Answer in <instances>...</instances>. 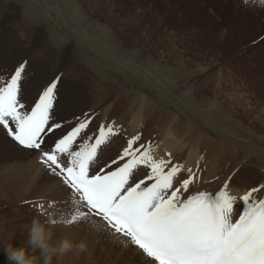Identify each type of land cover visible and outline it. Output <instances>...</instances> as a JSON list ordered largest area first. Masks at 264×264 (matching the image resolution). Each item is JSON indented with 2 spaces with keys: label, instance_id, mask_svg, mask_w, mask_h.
Here are the masks:
<instances>
[{
  "label": "rangeland",
  "instance_id": "obj_1",
  "mask_svg": "<svg viewBox=\"0 0 264 264\" xmlns=\"http://www.w3.org/2000/svg\"><path fill=\"white\" fill-rule=\"evenodd\" d=\"M8 1L11 6L16 7L20 0H0V6H6ZM29 1L30 7L26 9L28 13L25 16L20 14L18 7L16 13L0 14V28L6 29V25L11 24V35H15L17 33L14 32V28L17 22L28 23L32 25L29 26L30 28L48 24L50 33L53 29L52 33L56 35L53 36L54 38L61 39L68 36L74 42L73 59L69 55L68 61L61 60V51L52 50L51 54L37 53L35 60L33 58L31 60L39 68L48 67L50 69L48 76L61 74L63 83L67 80L64 87L71 94L73 107L70 110L72 113L64 112V115L71 120L73 114L82 119L80 112L87 114L90 125L86 131L90 137L94 139L98 136L101 126L108 124L115 128V123L119 120L125 124L130 123L135 110L143 102L144 104L147 102L148 110L151 108V111H163L172 117L176 116L180 124L187 129L198 128L192 140H186L185 136L182 140L186 146L189 145L187 156L194 161L199 157V162L202 161V169L209 167L212 160V157L206 154L203 145L204 140L211 138L213 141L229 144L232 147V154L239 151L244 155L237 158L234 165L236 171H239L240 180L252 182L248 190L250 187L264 184V39H260L263 33L258 34L259 25L254 21L250 11L228 4L226 0L213 2L210 0H67L71 3L64 4V7L76 22L77 18L71 15V8L75 13L74 4L77 2L81 9L87 11L84 24L82 23L87 30L81 31L76 27L77 25L67 22L56 0ZM60 1L65 2V0ZM86 1L91 3L90 8L95 5L93 13H89L86 9ZM93 23L97 24V27L88 26ZM23 34L26 38L34 35L30 30H26ZM35 34L40 36L41 32L37 31ZM37 35L35 38L38 37ZM112 36L117 38L115 46L116 49L118 48V54L110 50L109 44L114 43ZM107 40L109 44L106 43ZM153 48L157 49V53ZM120 55L129 57L134 64L142 68L143 73L125 62ZM40 70L46 71L44 67ZM36 72L38 82L41 73L39 69ZM143 74H150L153 80ZM10 75L0 74V82L7 80ZM30 76L34 78L35 74H24L23 82ZM155 78L160 84L154 80ZM186 78L190 84L199 88V91L196 90V95L207 90L208 94L203 93L204 99L191 98L188 95L190 84L182 80ZM217 78L219 81L225 80L226 86L233 89L229 91L230 101L226 102L221 95H214ZM75 79L77 81L80 79L79 85H74L75 88H72ZM87 79L89 82H86ZM100 83L117 87L118 91H125L123 93H127L134 100L128 95H119L118 91L110 93L106 89H99ZM24 89V96L22 97L21 94L22 102L28 103L27 87ZM92 94L105 95L106 98L99 103L97 99H92ZM143 97H146V100H143ZM248 111H253V114ZM150 119L159 120L154 113ZM105 120L107 124L104 123ZM115 130L117 134H125L124 127ZM164 131H167V127ZM160 137L161 131L158 129L154 137L145 143L146 146L154 147L155 141ZM110 139L111 136L108 137L106 144L101 146L103 151L110 149L111 145H108ZM162 140L164 136L161 137ZM2 142L0 135V155L4 153ZM202 146L205 149L201 148ZM206 159L209 160L208 165ZM195 169L192 168L193 172ZM258 193H264V189ZM28 203L29 201H26L23 205ZM94 255L99 253L95 252ZM94 257L92 263L104 264V259L100 255Z\"/></svg>",
  "mask_w": 264,
  "mask_h": 264
},
{
  "label": "snow or ice",
  "instance_id": "obj_2",
  "mask_svg": "<svg viewBox=\"0 0 264 264\" xmlns=\"http://www.w3.org/2000/svg\"><path fill=\"white\" fill-rule=\"evenodd\" d=\"M26 64L20 62L0 82V134L36 152L51 174L62 178L65 190L78 197L72 222L99 217L142 264H264V199L253 195L264 184L239 198L227 183L216 191L191 192L196 173L188 169V178L176 186L181 166L154 159L139 135L101 164L98 151L117 134L114 126H101L92 142L87 114L83 119L73 114L71 120L60 115L73 107L61 74L45 76L34 85L33 99L22 102ZM141 167L147 169L142 175ZM237 205L240 211L234 213Z\"/></svg>",
  "mask_w": 264,
  "mask_h": 264
},
{
  "label": "bare ground",
  "instance_id": "obj_3",
  "mask_svg": "<svg viewBox=\"0 0 264 264\" xmlns=\"http://www.w3.org/2000/svg\"><path fill=\"white\" fill-rule=\"evenodd\" d=\"M56 1L59 4V7L61 8L63 14H65L67 22L73 23V25H77L76 27L81 31L87 30V28L82 25L83 20L85 21V17L87 16V11H85L84 8L81 9L79 7V4H77V2L74 4L75 5L74 6L75 13H73V9L71 8V12H72L71 15H73L74 17L77 18L76 19L77 22H76L73 19V17H70L68 15V13H67L68 9H66L64 7V4H70L71 2L67 1V0H65L64 3L60 0H56ZM210 1L213 2L215 0H210ZM226 2H228V4L236 5L238 8H242V9H245L247 11H250L249 13L252 14L254 21L256 22V24L259 25V27H258L259 33L258 34L261 35V32L263 33L262 34L263 36H261L260 39L264 38V5H261L259 3V0H247V3H245V0H226ZM86 3L87 4L85 6H86V9L88 10V12L93 13L94 9H95V5H93L92 8H90L89 4H91V3L89 1H86ZM222 10H223V8H222ZM228 10L229 9H227L226 11L228 12ZM105 12H107V11H105ZM84 13H86V14H84ZM229 15L231 16L230 13H229ZM225 16L228 17V15H225ZM88 26L97 27V24L93 23V24L88 25ZM88 33H89V31H88ZM92 35L93 34H91V36ZM137 35H139V34H137ZM227 35H229V33ZM112 37H113L112 40L114 43L113 44L110 43L109 40H107L108 42H106V43H108V44L110 43L109 44L110 50H112V52L115 51V52H117L116 54H118V51H117L118 48L116 49V46H115L117 38L116 37L114 38V36H112ZM223 38H224V36H223ZM138 42H141V41L138 40ZM109 45H108V47H109ZM153 49H155L154 52L157 53V49L156 48H153ZM156 53H154V54L156 55ZM120 57H122L125 60V62L131 64L137 71H140L141 73H143L142 68H140L139 66L134 64L129 59V57H127L125 55H123V56L120 55ZM41 67L42 68L44 67L46 69V71L40 70ZM41 67L39 68V71L41 74H39L40 80L38 82H37L38 78L36 79V77H37L36 74H38L37 72L31 73V74H35L34 78H33V76H30V78H27L28 80L26 79L25 82H23V85L25 84L24 87H27L26 95L28 93L29 102L35 96L34 85L40 84L43 81V79L45 78V76H48V74L50 73V69L48 67H46V66H41ZM72 70H74V69H72ZM75 72H76V70H75ZM219 73H221V72H219ZM76 74H77V72H76ZM73 75H75V74H73ZM143 75L145 77L151 78L150 74H143ZM219 75H221V74H219ZM190 78H192V77H190ZM29 80H31V81H29ZM88 80L89 79H87L86 82H89ZM154 80L158 84H160L159 80H157L156 78ZM182 80L184 81V83L187 84L188 78L182 79ZM66 81L67 80H65L64 83H66ZM79 81H80V79H79ZM79 81H77L75 79L72 88H75L74 85L78 86ZM81 82H82V80H81ZM68 83L69 82H67V86H69ZM188 83L190 84V81ZM227 83H229V82H227ZM198 85H199V83H198ZM223 86H225L226 88H224ZM175 87L177 88V86H175ZM180 87H181V85H180ZM82 88L83 87H81V89ZM98 88L99 89H106L110 93H112V92L116 93L118 91L117 87L108 86L106 83L105 84L100 83ZM214 88H215V86H214ZM197 89L199 91V88L192 85V83H191L190 84V90H189L190 94H188V95L191 96V98L196 97L199 99H204L203 93L204 92L207 93V90L204 89L206 91L202 90L203 93H198V95H196L195 93H196ZM83 90H84V88H83ZM230 90H233V89L226 86L225 80L219 81V78H217V85H216L214 95H221L222 97H224V99L227 102V101H230V92H229ZM123 92H125V91H123ZM123 92L118 91V94L124 95V96L128 95L127 93L124 94ZM78 94H79V92H78ZM78 94H76V95H78ZM84 95L90 96L91 94H89V95L84 94ZM212 95H213V93H212ZM243 95H245V94H243ZM92 96H93V98L92 97H90V98L97 99L99 101V103L103 102L106 98L105 95L92 94ZM129 97H131V96H129ZM80 98L81 97L79 96V99ZM145 98L146 97H143L142 99L144 100ZM131 99L134 100L133 97H131ZM231 99H233V98L231 97ZM74 100H77V99H74ZM186 100H188V99H186ZM236 102H238V101H236ZM146 104H147V102H146ZM146 104H144V102H143L139 106V108L137 110H135L133 119L131 118L132 121L130 123L125 124L121 120H119L118 122L116 121L117 123H115L116 124L115 128L120 129V128L124 127L125 134L122 133V135L121 134L111 135V139L109 140V143H108V145H111L110 149H105V151H103V147H101V150L98 151V156L100 158L101 164H103L105 161L109 160V158L115 157L116 154L121 150L122 146L125 145L127 140L129 138H131L132 136L139 135L141 138V142L146 143L149 140H151L154 137V135L156 134V132L158 131V129H160L161 137L164 136V140L161 141V137H160L159 139H157L155 141L154 147L150 146L151 150H152V155H153L154 159H157V160H159V159H164V160L171 159L174 164L181 166V170L174 177V183L176 186H179L183 179L188 178V175H189L188 169L196 168L194 170V172L196 173V178L194 179V182L190 185V191L191 192H192V190L193 191L196 190L194 192L205 191V190L216 191V190L222 188L225 183H227L229 185L230 194L234 195L238 198L240 196H243L248 191V186H250L252 182L251 183L250 182H243L242 180H240L239 175H238L239 171H236V168H235L236 165H234V162L237 158L244 157V155L241 152L238 151V152H235L234 154H232V147L229 144L219 143L215 140L213 141L211 138L206 139V140H204L203 145H205L206 154H209V156L212 157V160H211L209 167L202 169V167H203L201 164L202 161L199 162V159H200L199 157H198L199 159L197 158L194 161L192 158H190V156L189 157L187 156V154H188L187 151L189 150V145L186 146L185 142L182 140V138L184 136H185L186 140L187 139L192 140L194 138V135H196L195 133L197 132L198 128H197V130L196 129L192 130L190 128L187 129L180 124L178 117H176V116L172 117L168 113L163 112V111H158V112L151 111L150 110L151 108L148 110V107ZM148 106L150 107V105H148ZM153 107H155V106H153ZM133 108L135 109V106ZM252 108H254V107H252ZM107 109H106V112H107ZM243 109H244V107H243ZM102 112H103V110H102ZM248 112L249 113L251 112L253 114V111H248ZM152 113H154L159 118V120L156 121V120L150 119V117L152 116ZM249 113H247V114H249ZM80 114L82 115L83 113L80 112ZM114 114H116V113H114ZM60 115H64V113H60ZM241 115H242V113H241ZM110 116H111V114H110ZM69 117H71V116H69ZM248 117H249V115H248ZM107 118H109V117H107ZM249 120H251V119H249ZM114 122H115V120H114ZM104 123L107 124V120H105ZM88 125H90V124H88ZM106 126H108V124ZM90 127L92 128V125ZM166 127H167V131H164ZM96 130H98V129H96ZM105 130H106V128H105ZM198 133H200V132H198ZM0 135L3 139V142L1 145L4 146L3 147L4 153L0 155V264H7V258L3 252V249L9 243L14 244L15 246H20L23 244V242L26 239V234H27V227L26 226L30 224L31 220L34 217H39L41 219V221H43L45 223H47L50 219H55V220H60V221L71 219V215L75 214L76 208L78 207L76 204L73 203V201L75 199H78V197H76V195L74 193L68 192L65 190V186L62 183V178L51 174V172L46 168V166L40 162V157L37 155L36 152L24 150L21 147L17 146L15 144V142H13L12 140L8 141L4 138V136L2 134H0ZM124 135H125V138H123ZM198 138H200V137H198ZM92 142H94V139L92 140ZM49 143H51V140H49ZM200 144H202V143H200ZM198 146H200V145H198ZM203 147L204 146H202L201 148H203ZM205 148H203V149H205ZM192 150H193V147H192ZM169 154H171V155L169 156ZM206 160H208V159H206ZM209 160H210V158H209ZM209 160L207 161L208 162L207 165L209 164ZM146 170L147 169L141 167L139 169V173L142 175L143 172ZM252 178H254L255 180H258V178H256V177H252ZM179 180H181V181H179ZM254 197L257 200H259V199L264 197V193H258L257 192V194H255ZM26 201H29V203L23 205L24 202H26ZM49 202H58V203H54L50 207ZM41 204L44 205L43 208L40 207ZM80 210L83 211L85 209L83 207H80ZM239 211H240V209H239L238 205L234 206V213H239ZM52 227H53L54 233L57 237L62 236V235H68V236L72 237L77 242L80 240H85L88 244V251L87 252L81 253V254H77L75 252H70L67 255H65L64 257L60 258L58 261L54 260V264H94V263H92V257H94V256L97 257L99 255H100V257H102L104 259V264H142V260L140 258L136 257L135 254L126 245L124 238L121 237V238L117 239L113 235H111L110 231L104 227V224H103V222L100 221L99 217L89 216L86 219H80V220L73 222L68 227H65L63 225V223H57ZM95 252H97V254L99 253V255H94ZM94 259H95V257H94Z\"/></svg>",
  "mask_w": 264,
  "mask_h": 264
},
{
  "label": "crops",
  "instance_id": "obj_4",
  "mask_svg": "<svg viewBox=\"0 0 264 264\" xmlns=\"http://www.w3.org/2000/svg\"><path fill=\"white\" fill-rule=\"evenodd\" d=\"M9 3L10 1H8V4L5 3L6 6H0V14L16 13V7L19 8L22 16L28 13L26 9L30 7L29 0H20L16 7L11 6ZM29 26L32 25H28V23L19 24L17 22L14 28V32L17 33L15 35H11V24H7L6 29L4 27L0 28V62L2 64L0 65V74H13L15 67L22 61H27L24 74L36 72L39 67L32 63L31 59L33 58L35 60V54L37 53L43 54L50 52L51 54L52 50H60L62 55L61 60L68 61L69 55L73 59L74 42L68 36L61 39L54 38L53 36L56 35L52 33L53 29L50 33V26L48 24L46 26L40 24L36 28H30ZM26 30H30L34 35L26 38L23 34ZM37 31L41 32L40 36L35 34ZM35 35L38 37L35 38ZM23 96L24 93L22 92Z\"/></svg>",
  "mask_w": 264,
  "mask_h": 264
},
{
  "label": "clouds",
  "instance_id": "obj_5",
  "mask_svg": "<svg viewBox=\"0 0 264 264\" xmlns=\"http://www.w3.org/2000/svg\"><path fill=\"white\" fill-rule=\"evenodd\" d=\"M264 5V0H259ZM57 223H63L65 227L73 222L68 220L50 219L47 223L39 217H34L27 225L26 239L20 246L9 243L3 252L7 258V264H54L70 252L77 254L88 251L85 240L75 241L68 235L56 236L53 227Z\"/></svg>",
  "mask_w": 264,
  "mask_h": 264
}]
</instances>
